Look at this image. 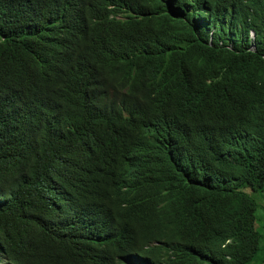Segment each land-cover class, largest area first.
Returning a JSON list of instances; mask_svg holds the SVG:
<instances>
[{
	"label": "trees",
	"instance_id": "obj_1",
	"mask_svg": "<svg viewBox=\"0 0 264 264\" xmlns=\"http://www.w3.org/2000/svg\"><path fill=\"white\" fill-rule=\"evenodd\" d=\"M74 1L0 0V264H136L148 233L143 221L161 230L172 215L187 228L189 246L191 232L207 237L198 259L183 264H251L264 234L250 201L230 192L237 179L264 186V0L242 8L237 0H107L83 16L72 12ZM109 20L137 24L129 49L78 62L91 30ZM122 68L177 71L197 94L229 93L239 102L228 115L198 122L183 180L173 154L150 156L95 129L104 110L146 100L145 83L100 93L90 122L84 87ZM129 173L152 176L118 218L134 230L130 246L126 229L112 238L96 198L109 179ZM211 173L219 174L216 187L187 184ZM123 252L133 256L122 262ZM174 261L163 255L159 264Z\"/></svg>",
	"mask_w": 264,
	"mask_h": 264
},
{
	"label": "clouds",
	"instance_id": "obj_2",
	"mask_svg": "<svg viewBox=\"0 0 264 264\" xmlns=\"http://www.w3.org/2000/svg\"><path fill=\"white\" fill-rule=\"evenodd\" d=\"M105 1L107 0H75L71 9L74 14L83 16ZM237 1L242 3L240 8L248 2V0ZM91 33L94 40L83 48L80 59H77L78 62L91 54L119 52L124 47L128 50L130 41L137 36L138 31L136 23L127 26L115 24L109 20L104 28L92 29ZM248 38L250 49L255 50L254 28L249 29ZM141 82L147 86L148 98L126 100L104 110L101 123L95 129H108L110 137H118L126 145H135L140 151L150 156H152V149L173 154L176 159L177 175L183 180L186 170L192 163V154L188 146L196 137L198 122L204 118L228 115L240 104L229 93L197 94L189 80L177 71L138 75L122 68L97 78L84 87V104L90 122L98 112L100 93H112L117 89L126 91L134 84ZM89 175L90 183L91 170ZM145 184L152 186V176L149 179L140 174L129 173L120 182L109 179L108 183L104 187H99L96 192V198L103 207L99 218L110 227L112 238L120 229H126L132 233L129 246L134 237V230L121 223L118 218L121 214L127 215L124 207L128 206V202L134 195L142 198ZM187 184H201L213 188L219 184V174H207L204 177L189 180ZM261 191H264V186L255 188L237 179L232 182L230 195L249 200L257 215L260 204L264 207V204L257 202L256 198V193ZM133 217L139 219L138 214ZM258 220L257 216V227H259ZM143 222L148 227L146 238L136 249L135 256L133 252L129 255H124L123 252L122 262L133 256L136 264H159L163 255H170L175 259L172 264H183L186 260L198 259L196 252L198 242L207 240V237H204L198 229L195 233L191 232L194 247L189 246L190 234L177 215L170 216L161 230H157L152 224V219Z\"/></svg>",
	"mask_w": 264,
	"mask_h": 264
},
{
	"label": "rangeland",
	"instance_id": "obj_3",
	"mask_svg": "<svg viewBox=\"0 0 264 264\" xmlns=\"http://www.w3.org/2000/svg\"><path fill=\"white\" fill-rule=\"evenodd\" d=\"M256 198L257 202L260 201L264 204V191L256 193ZM257 216L259 218L258 225L260 226L261 233L264 234V207L262 206V204H260L257 210ZM261 247L262 250L258 253L257 258L252 262V264H260L261 260L259 258L264 257V235L262 236Z\"/></svg>",
	"mask_w": 264,
	"mask_h": 264
},
{
	"label": "bare ground",
	"instance_id": "obj_4",
	"mask_svg": "<svg viewBox=\"0 0 264 264\" xmlns=\"http://www.w3.org/2000/svg\"><path fill=\"white\" fill-rule=\"evenodd\" d=\"M90 12H92V10H91ZM90 12H89V13H90Z\"/></svg>",
	"mask_w": 264,
	"mask_h": 264
}]
</instances>
